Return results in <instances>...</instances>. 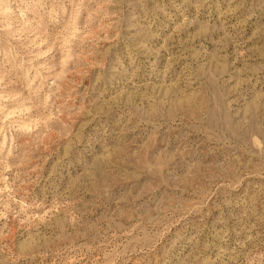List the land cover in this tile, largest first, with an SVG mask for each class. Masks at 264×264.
<instances>
[{
    "label": "rangeland",
    "instance_id": "obj_1",
    "mask_svg": "<svg viewBox=\"0 0 264 264\" xmlns=\"http://www.w3.org/2000/svg\"><path fill=\"white\" fill-rule=\"evenodd\" d=\"M0 264H264V0H0Z\"/></svg>",
    "mask_w": 264,
    "mask_h": 264
}]
</instances>
